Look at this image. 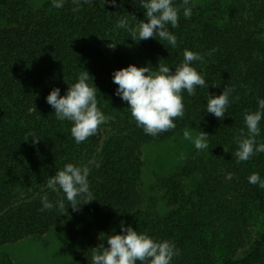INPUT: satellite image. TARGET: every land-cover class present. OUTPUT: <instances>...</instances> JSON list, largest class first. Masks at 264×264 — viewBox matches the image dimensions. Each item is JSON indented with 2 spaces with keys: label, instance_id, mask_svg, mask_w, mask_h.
<instances>
[{
  "label": "trees",
  "instance_id": "1",
  "mask_svg": "<svg viewBox=\"0 0 264 264\" xmlns=\"http://www.w3.org/2000/svg\"><path fill=\"white\" fill-rule=\"evenodd\" d=\"M191 4L192 16L185 19L182 0H174L181 12L178 27L168 26L177 37L172 48L156 38L134 41L131 31L116 28L121 17L133 28L145 19L140 0H92L77 12L72 0L60 9L51 0L37 8L28 0H0V245L65 227L78 247L66 264H91L92 248L107 247L105 236L123 223L173 241L180 254L172 264H264V189L247 180L254 172L264 178V153L238 162L234 142L241 130L247 133L245 112L255 111L257 99L264 98V0ZM185 49L201 55L215 49L192 64L208 88L197 87L192 96L182 92L184 116L176 118V127L146 135L115 95L112 72L160 63L174 71ZM83 68L98 89L97 106L106 122L77 144L71 123L56 119L45 97L53 87L63 95ZM224 87L233 89L231 103L217 119L204 108L208 93L219 95ZM187 128L208 133V148L156 176L151 190L160 195L145 200L143 146ZM260 128L256 139L264 142V119ZM29 132L39 137L36 142L27 138ZM92 158L100 161L88 177L95 199L78 211L71 206L62 214L41 211L45 192L57 199L46 188L50 175L65 163ZM0 264L14 263L0 253Z\"/></svg>",
  "mask_w": 264,
  "mask_h": 264
},
{
  "label": "clouds",
  "instance_id": "2",
  "mask_svg": "<svg viewBox=\"0 0 264 264\" xmlns=\"http://www.w3.org/2000/svg\"><path fill=\"white\" fill-rule=\"evenodd\" d=\"M92 0H72L73 12L80 9L81 3ZM115 3V0H110ZM145 10V19L140 20L134 28L128 17L116 21V28L131 31L134 41L156 38L166 41L172 48L177 46V37L169 31L168 26L178 27L180 7L174 6V0H140ZM52 7L60 9L65 0H51ZM191 0H182L183 17L192 16ZM133 40V39H132ZM115 47V44L109 45ZM215 49L201 55L188 49L183 51V60L170 71L169 65L160 63L155 67L129 64L113 70L112 81L117 85L115 95L127 103L131 117L138 128L149 136L156 137L176 127V118L184 116L182 92L195 95L197 87H207L205 78L192 66L194 61L203 62L204 56H211ZM84 69V68H83ZM91 78V84L89 79ZM87 70L80 72L76 81L68 84L63 95L58 87H53L46 95V102L54 110L56 119L71 123L70 133L75 143L80 144L96 134L98 127L106 122V117L97 106L98 89ZM217 85V84H216ZM233 89L224 87L219 95L208 93L206 107L208 113L217 119L225 116L231 103ZM238 99V97H236ZM264 119V98L257 99V109L244 114L243 130L234 136L237 145L235 157L238 162L248 161L257 153H264V142L257 141L261 133L260 122ZM39 137L29 132L27 138ZM185 140L190 141L197 151L208 148V133L200 131L193 136L190 131L183 132ZM26 138V139H27ZM225 151L227 149L224 148ZM99 168L100 161L89 159L86 164L65 163L46 181V188L56 193L55 201L49 200L45 192L41 196V211L56 209L61 214L68 206L78 211V206L90 203L95 199L88 179L91 168ZM250 184L264 189V178L259 173L247 177ZM67 202V205L66 203ZM107 247L101 243L92 248L91 264H172L173 257L179 256L180 249L173 241L157 240L146 233L138 232L130 225L121 223L120 231L107 234Z\"/></svg>",
  "mask_w": 264,
  "mask_h": 264
},
{
  "label": "rangeland",
  "instance_id": "3",
  "mask_svg": "<svg viewBox=\"0 0 264 264\" xmlns=\"http://www.w3.org/2000/svg\"><path fill=\"white\" fill-rule=\"evenodd\" d=\"M45 0H28L32 7L37 8ZM204 2L205 0H194ZM188 130L193 136L198 132L192 129H184L169 139L144 145L142 148V191L145 200L159 196V192H153L151 186L156 176L166 175L182 163L183 158L197 151L194 145L185 140L183 132ZM163 210V204L158 205ZM0 253L9 255L14 264H66L73 260L78 253V247L65 227H56L41 238H25L13 243L0 245Z\"/></svg>",
  "mask_w": 264,
  "mask_h": 264
}]
</instances>
